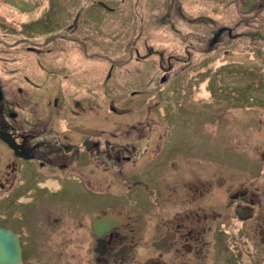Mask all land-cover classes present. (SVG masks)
Wrapping results in <instances>:
<instances>
[{
    "label": "flooded vegetation",
    "instance_id": "obj_1",
    "mask_svg": "<svg viewBox=\"0 0 264 264\" xmlns=\"http://www.w3.org/2000/svg\"><path fill=\"white\" fill-rule=\"evenodd\" d=\"M2 1L36 14L18 25L0 16V229L17 264H264V69L229 72L264 59L213 57L228 54L240 25L264 32V0H228L243 16L233 26L192 17L210 35L202 50L191 46L200 57L162 58L158 77L139 75L136 105L112 107L123 119L109 134L83 127V49L118 34L84 28L83 7ZM168 4L160 22L180 35L169 20L185 18L181 4Z\"/></svg>",
    "mask_w": 264,
    "mask_h": 264
},
{
    "label": "rangeland",
    "instance_id": "obj_2",
    "mask_svg": "<svg viewBox=\"0 0 264 264\" xmlns=\"http://www.w3.org/2000/svg\"><path fill=\"white\" fill-rule=\"evenodd\" d=\"M97 1L116 8L114 11L107 12L96 5ZM121 1L54 0V9L56 10H75L82 7L83 10L86 9L83 15L84 28H103L118 34L115 38L111 34L103 35V44L100 45L95 42V39L87 40L88 43L84 42L86 50L83 49V127L103 129L105 134L113 132L114 122L123 119V116L113 113L112 107L120 111H128L127 109L136 105V102L132 105L128 97L131 91L142 89V86L136 88L139 82L134 83V81L138 80L140 76H145L146 81L158 77L162 73L159 68L162 58L200 57V54L197 53L189 55V52L192 53L191 46L200 47L202 50L205 47V40L210 35L202 31L204 28L200 27L201 24L199 26L192 25L190 21L192 17L214 15L220 24L227 26H233L239 20H243V16L240 15L236 7L226 6L228 0H178L185 18L181 21L177 13L172 12V18L169 21L183 29V33L179 35L171 32L167 27H164V23L160 22L165 17L169 0ZM45 4V2H41L39 6ZM15 11H17L15 8L0 0V16L6 17L13 24H22L36 15H19ZM138 27H143L141 34L138 33ZM241 27L242 25H240L237 34L227 41L228 47L227 43L222 47V49L228 48V54L217 53L213 55L215 59L224 57L237 63L257 57L264 59V32L260 34L240 33V29H243ZM87 35L90 33L83 34V36ZM149 47L152 49L151 52L148 51ZM256 48H259L260 52ZM136 51L140 58L146 57V61H136ZM81 55V51L74 47L67 54L72 63L69 64L68 72L72 75L79 74ZM60 57L63 58L64 55L61 54ZM173 63L174 71L182 67L178 63ZM248 63L253 62L249 61ZM112 64L114 69L111 72ZM18 67L20 68L19 72L27 73L26 69L31 66ZM210 67L211 71H214L220 67V63L215 62ZM249 68L262 73L261 69H264V66H258V63L256 66L247 65L240 71H236L237 68L232 66L229 72L254 73V71H249ZM5 69L0 64V75L6 79ZM126 99L128 100L125 101ZM141 99L143 100L141 106L144 108L145 101L143 98Z\"/></svg>",
    "mask_w": 264,
    "mask_h": 264
},
{
    "label": "water",
    "instance_id": "obj_3",
    "mask_svg": "<svg viewBox=\"0 0 264 264\" xmlns=\"http://www.w3.org/2000/svg\"><path fill=\"white\" fill-rule=\"evenodd\" d=\"M220 32H218L214 38L212 39L210 45H213L214 43H216L217 38L219 37ZM88 134H92L90 131L88 132ZM5 242H11V238L8 232H5L3 230L0 229V264H17V253L11 251V249H8V252L5 251V249H3V243Z\"/></svg>",
    "mask_w": 264,
    "mask_h": 264
}]
</instances>
